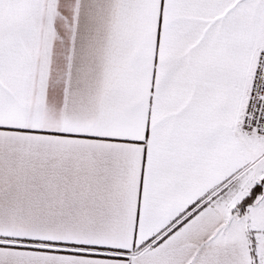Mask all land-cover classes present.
Here are the masks:
<instances>
[{
	"label": "snow or ice",
	"instance_id": "snow-or-ice-1",
	"mask_svg": "<svg viewBox=\"0 0 264 264\" xmlns=\"http://www.w3.org/2000/svg\"><path fill=\"white\" fill-rule=\"evenodd\" d=\"M0 264H264V0H0Z\"/></svg>",
	"mask_w": 264,
	"mask_h": 264
}]
</instances>
